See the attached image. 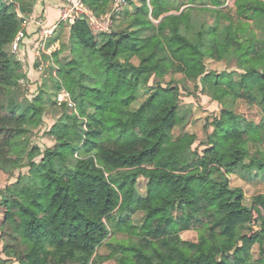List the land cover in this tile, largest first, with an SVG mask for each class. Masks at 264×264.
Returning a JSON list of instances; mask_svg holds the SVG:
<instances>
[{
	"label": "trees",
	"instance_id": "16d2710c",
	"mask_svg": "<svg viewBox=\"0 0 264 264\" xmlns=\"http://www.w3.org/2000/svg\"><path fill=\"white\" fill-rule=\"evenodd\" d=\"M110 1L85 2L100 16ZM208 1L201 3L213 7L217 23L204 31L192 28L189 11L173 0H142V8L125 11L111 34L94 36L85 20L72 25L69 43L54 54L55 83L57 91L71 94L88 123L84 129L78 116H62L49 131L57 144L40 164L34 162L39 151L26 138L43 123L49 103L39 96L31 109L20 111L23 66L8 48L22 22L10 12L13 4L0 5V168L10 171L26 159L30 167L0 203V230L18 264H84L115 231L151 238L163 226L177 235L164 243L176 257L156 245L150 251L122 247L127 256L120 264H251L257 245L264 264V201L248 207L244 191L231 188L227 177L239 168L264 171V0H236L234 11L224 0ZM227 56L236 59V70H208L207 59ZM169 71L201 80L216 102L230 98L257 106L261 122L223 110L200 142L204 150L194 151L196 134L174 137L185 121L179 91L151 83ZM140 179L147 182L144 194ZM177 207L186 209L187 222L191 214L202 215L197 240H185L171 221ZM128 212L132 218L143 214L141 222L125 218ZM255 218L261 229L239 231L240 223H257ZM44 241L64 259L41 247Z\"/></svg>",
	"mask_w": 264,
	"mask_h": 264
},
{
	"label": "rangeland",
	"instance_id": "374dc122",
	"mask_svg": "<svg viewBox=\"0 0 264 264\" xmlns=\"http://www.w3.org/2000/svg\"><path fill=\"white\" fill-rule=\"evenodd\" d=\"M0 0V5L2 3H10L13 4L10 12L16 13L18 15L19 21L21 24V32H23L24 23L26 18L29 17L31 13V7L35 4L37 0ZM132 4L129 5L123 10L121 15L117 18V22L115 23L114 30L121 24L125 17V11L135 12L136 7L142 8L143 2L142 0H131ZM130 1V2H131ZM177 3H181V10H188L190 15V26L195 28L197 31H204L210 27H215L216 21L209 10L213 7L204 5L202 3H208V0H202L199 3L198 1L191 0L190 3L187 0H173ZM225 6L228 7L229 11H234V3L236 0H224ZM115 0L110 1L109 8L107 11L102 13L101 15L109 14L113 11ZM147 4L149 5V0H147ZM211 7V8H210ZM151 10V9H150ZM228 11V12H229ZM151 14V11H149ZM124 16V17H123ZM133 15H130L131 17ZM151 18V17H150ZM223 18V17H222ZM36 20V19H35ZM222 24L227 25L228 22L221 20ZM132 21L126 22L125 25H130ZM36 25V24H35ZM65 25V24H64ZM67 26V25H66ZM64 28V29H63ZM38 29V27H37ZM62 33L61 45H67L69 43V30L66 27H61ZM185 34H187L184 29L182 30ZM38 33V32H37ZM18 34V35H19ZM17 35V36H18ZM17 38V37H16ZM14 42L9 46L8 52L10 56L15 57L22 64V70L19 71L18 75L23 76L20 81V88L17 90V100L20 105V111L25 112L31 109L33 103L39 96H42L45 101L49 104L47 106V112L43 117L42 124L39 127L33 128L30 130L27 141L29 140V146L31 148H37L40 156L35 157L36 164H40L44 158L42 155L47 149L55 148L57 142L54 137L49 134V131L53 128L55 124H57L61 117L66 113H72L78 116V119L83 122V128L86 129L88 119L82 117L80 115V110L76 105L75 109H71L67 107V105H58L56 102V95L62 89L57 91V85L55 81L58 79L56 76L58 67L55 64L54 54L52 56L43 55L38 59L36 57L37 71L41 74L42 80L38 84V82H34V84L28 77V70H25L23 65V60L19 56V53L22 49V44L20 45L19 51L15 52L13 45ZM65 47V46H64ZM63 47V48H64ZM61 49V47H60ZM53 60L55 65H49L50 60ZM133 62L138 65L139 60L135 58ZM44 65V66H43ZM57 67V69L55 68ZM43 67V70H41ZM207 67L209 71H215L218 73L224 71H234L237 67V61L233 56H227L221 61H214L211 59H207ZM160 82L164 87H173L179 91L180 95V114L181 117L184 118V122L181 126L174 129V137H179L183 135L185 132L194 133L198 136L199 141L193 146L194 151H203L204 148L200 146V142H204L206 140V131L207 129L212 133L213 127L212 123L214 119L220 116L221 111L223 110H234L237 114L242 115L248 121L255 122L259 124L262 120L261 110L255 106L249 104L245 100H239L238 102H233L230 98L224 100V102H216L212 99V93L209 92L208 89H204L201 80H192L187 79L183 74L169 71L167 75L163 78H153L151 83ZM38 84V85H37ZM36 85V86H35ZM66 90V89H64ZM67 91V90H66ZM68 92V91H67ZM69 93V92H68ZM70 94V93H69ZM147 93H141L140 97H144ZM71 95V94H70ZM146 98L140 100L142 103ZM139 102V103H140ZM55 103V106L53 105ZM138 103V105H139ZM76 104V103H75ZM256 149L252 147V153H254ZM8 171V172H7ZM5 171L0 168V203L2 201V196L6 188H16L12 184H14L20 176L28 175L30 173V167L28 166V160H23L16 167H12L9 170ZM230 180L231 188L237 189L240 188L244 191L245 194V204L248 207H252L254 202L259 200L264 201V171L259 172L257 169L253 171L246 172L244 169H237L232 175L227 176ZM213 179L220 180L218 176H215ZM146 180H139V190L141 194L145 193L146 189ZM260 198V199H259ZM261 202V201H260ZM263 209L264 206L260 205ZM202 215H194L191 214L190 221H186V218L189 217L186 209L182 210L181 208H176L172 215V222L178 223V230H181V235L185 240L190 238H194L193 240H197V233L202 229L199 227L201 223ZM125 218H132L131 213L128 212L124 215ZM143 214L138 213L132 219L136 225H138L142 220ZM117 220H121V215L117 214L115 217ZM258 222L253 223L248 220L246 222L240 223L239 231L241 233L248 232V229L259 230L261 229V222L257 218H255ZM199 227V228H198ZM187 228L192 231H186ZM186 231V232H185ZM202 231V230H201ZM177 238L176 234L170 232L166 226L162 227L161 233L158 236H154L151 238L148 237H140L131 235L126 231H115L110 235L109 239L105 241L98 249L96 250L94 256L84 263V264H120V258L122 256H127L124 254L122 247H139L144 251H150L153 245H156L160 250H163L167 254H172L173 257H176V253L170 252V250L165 247V241H175ZM10 244V239L4 237L2 230H0V259L5 260V264H18V261L12 253V251H7L6 247ZM46 248V251L51 254V256L57 257L58 259H64V254L59 253L56 249L49 247L47 241L41 243ZM21 251L24 250L21 247ZM14 252V251H13ZM12 253V254H10ZM252 259L251 264H260V260L263 257L260 253L259 246H255L252 250ZM78 257L79 255L76 254Z\"/></svg>",
	"mask_w": 264,
	"mask_h": 264
},
{
	"label": "built area",
	"instance_id": "2783aa9c",
	"mask_svg": "<svg viewBox=\"0 0 264 264\" xmlns=\"http://www.w3.org/2000/svg\"><path fill=\"white\" fill-rule=\"evenodd\" d=\"M63 6L61 8V19L59 24H66L69 26L74 25L78 20H85L92 32L96 37L102 34H111L114 30L117 18L121 15L123 10L129 5L131 0H115L113 11L109 14L97 15L92 9L86 5V0H61ZM35 24L38 27L39 45L36 52V57L48 55L52 56L56 51L60 50L59 42H51L55 34L56 27L47 28L45 21L42 17L35 20ZM24 35L21 32L13 45L14 51L17 52L20 49V45L23 42ZM49 65H55L51 59ZM44 66V65H43ZM57 69V67L55 66ZM43 70V67L42 69ZM56 102L58 105H67L71 109L76 108V104L73 101L71 95L64 89L56 95Z\"/></svg>",
	"mask_w": 264,
	"mask_h": 264
},
{
	"label": "crops",
	"instance_id": "0c3cea01",
	"mask_svg": "<svg viewBox=\"0 0 264 264\" xmlns=\"http://www.w3.org/2000/svg\"><path fill=\"white\" fill-rule=\"evenodd\" d=\"M63 3L61 0H37L35 4L31 7V13L29 17L26 18L23 27V44L21 52L19 56L23 60V65L25 70H28V77L34 83L38 82V84L43 79L41 74L37 71L36 64V52L38 50L39 45V34L37 26L35 25V19L42 17L45 21V26L47 28L56 27L55 34L53 36V40L58 37L62 32L61 27H66L69 30L70 36V28L71 26L66 24H59L61 19V8ZM64 29V28H63ZM52 40V41H53ZM62 40V38H61ZM61 40H55V42H59L61 47ZM51 41V42H52ZM53 43V42H52ZM36 84V83H34ZM37 84V85H38ZM36 86V85H35Z\"/></svg>",
	"mask_w": 264,
	"mask_h": 264
}]
</instances>
